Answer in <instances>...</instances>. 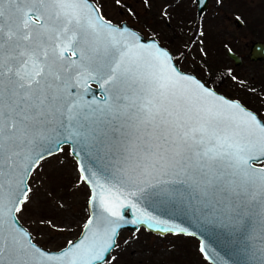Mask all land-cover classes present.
<instances>
[{"label": "water", "instance_id": "obj_1", "mask_svg": "<svg viewBox=\"0 0 264 264\" xmlns=\"http://www.w3.org/2000/svg\"><path fill=\"white\" fill-rule=\"evenodd\" d=\"M249 57L264 59V41ZM62 145L88 216L48 249L16 213L32 170ZM261 161L264 120L156 37L94 0H0V264L103 263L120 230L140 227L194 236L211 264H264Z\"/></svg>", "mask_w": 264, "mask_h": 264}, {"label": "rangeland", "instance_id": "obj_2", "mask_svg": "<svg viewBox=\"0 0 264 264\" xmlns=\"http://www.w3.org/2000/svg\"><path fill=\"white\" fill-rule=\"evenodd\" d=\"M94 2L107 19L117 23L126 20L144 36L156 37L183 70L205 80L208 74L229 68L227 82L216 89L242 100L264 120V59L248 58L252 42L264 41V0H208L201 14L196 11V0ZM227 50L241 56V63L236 65ZM243 78L257 87L262 83V91L250 96L240 87ZM259 164L264 165V161ZM27 182L16 214L33 240L45 248L59 249L77 237L88 216L89 188L68 145L40 160ZM97 264L211 263L194 236L158 234L140 227L120 230L105 261Z\"/></svg>", "mask_w": 264, "mask_h": 264}, {"label": "flooded vegetation", "instance_id": "obj_3", "mask_svg": "<svg viewBox=\"0 0 264 264\" xmlns=\"http://www.w3.org/2000/svg\"><path fill=\"white\" fill-rule=\"evenodd\" d=\"M197 11V9H196ZM249 51H250V46H249ZM241 58V56H240ZM248 58L250 59L249 57V53H248ZM233 60V59H232ZM252 60V59H251ZM257 60H260V59H257ZM263 60V59H261ZM234 61V60H233ZM241 61H242V58H241ZM241 63V62H240ZM229 68H226L225 70H222L218 73H215V74H208L204 80V78H200L202 81H204L208 86L214 88L215 90H217L218 92H221L220 90L216 89V87H221L222 84L226 83L227 82V78H229ZM192 72V71H191ZM195 74V73H194ZM196 75V74H195ZM197 76V75H196ZM198 77V76H197ZM260 87H257L256 85H253L251 82H249L246 78H243L241 81H240V87L242 89H245L246 92L249 93V95L251 96L252 94H254L255 92H259L262 91L260 88H261V85L262 83H259ZM224 92V91H223ZM222 93V92H221ZM224 95L228 96L227 94H225V92L223 93ZM230 97V96H228ZM233 99H237L238 101H240L242 104H244L246 107L252 109L250 106H248L247 104H245L242 100L238 99V98H235V97H231ZM252 98V97H250ZM252 100V99H251ZM253 101V100H252ZM262 104V102H260ZM253 110V109H252ZM255 111V110H253ZM256 112V111H255ZM257 113V112H256ZM258 114V113H257ZM259 115V114H258Z\"/></svg>", "mask_w": 264, "mask_h": 264}, {"label": "bare ground", "instance_id": "obj_4", "mask_svg": "<svg viewBox=\"0 0 264 264\" xmlns=\"http://www.w3.org/2000/svg\"><path fill=\"white\" fill-rule=\"evenodd\" d=\"M133 27V26H132Z\"/></svg>", "mask_w": 264, "mask_h": 264}]
</instances>
